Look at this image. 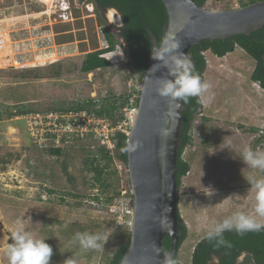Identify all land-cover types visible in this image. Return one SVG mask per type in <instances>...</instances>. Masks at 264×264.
<instances>
[{"label": "rangeland", "instance_id": "1", "mask_svg": "<svg viewBox=\"0 0 264 264\" xmlns=\"http://www.w3.org/2000/svg\"><path fill=\"white\" fill-rule=\"evenodd\" d=\"M60 1L0 0V264H7L6 243H11L8 238L18 224L47 239L53 249L50 264H63L68 257L77 264H102L117 245L114 233L122 224L118 215L130 207L129 198L119 203L116 197L117 191H125L121 164H114L117 174L103 176L106 187H99L83 163L86 154H96L89 141L64 144L59 156L52 155L32 141L27 116L10 118L14 110L43 115L90 98L101 102L129 91L139 95L121 41L119 48L103 55L110 61L107 68L88 74L77 71L87 53L107 47L105 28L118 32V12L101 11L99 20L88 0H65L69 17L62 20L56 8ZM225 1L213 0L212 10L240 8L241 0H229V9ZM203 55L202 80L211 85L214 98L201 103L192 122L191 143L182 154L190 169L178 190L186 237L177 251V264H189L214 222L236 212L254 214V193L243 178L249 170L241 161L242 151L246 146L264 150V91L250 80L254 62L239 48L222 58L209 51ZM131 125L120 127L126 136ZM94 221L108 241L92 254L74 243L73 236L93 232ZM130 223L129 217V229Z\"/></svg>", "mask_w": 264, "mask_h": 264}, {"label": "water", "instance_id": "2", "mask_svg": "<svg viewBox=\"0 0 264 264\" xmlns=\"http://www.w3.org/2000/svg\"><path fill=\"white\" fill-rule=\"evenodd\" d=\"M160 1L167 15L163 36L173 33L187 55L201 42L249 35L264 26V0L220 11L200 8L194 0ZM151 41L153 50L156 40ZM148 63L146 71L133 75L138 105L125 143L132 195L130 242L118 264H162L163 238L169 237L167 253L175 257L180 236L177 162L184 107L157 94V80L166 77V70L151 56Z\"/></svg>", "mask_w": 264, "mask_h": 264}, {"label": "trees", "instance_id": "3", "mask_svg": "<svg viewBox=\"0 0 264 264\" xmlns=\"http://www.w3.org/2000/svg\"><path fill=\"white\" fill-rule=\"evenodd\" d=\"M194 1L200 8H202L205 4V0ZM257 1L260 0H241L239 6H246ZM88 3L93 5L95 14L99 20H102L100 15L101 11L104 12L106 9H114L120 15L122 23L118 28L117 33L105 28L104 38L106 40L107 47L87 53L78 65L77 71L81 74H88L99 69L107 68L110 65V61L103 55L119 48L118 46L120 45V41L124 46L130 76L133 78L134 74L146 71L149 66L148 62L152 52V37L155 38L156 44L161 40L163 36V27L167 21L166 10L163 3L160 0H88ZM225 5L227 6L226 9L230 8L229 0L225 1ZM236 48L241 49L254 62V67L250 74V80L253 83H256L259 88L264 91V26L257 31L251 32L249 35H236L225 39L214 40L212 42H201L194 45L188 51V56L192 60L196 72L202 79V75L206 68V62L203 55L205 52L209 51L212 55L222 58L227 54L233 53ZM130 95L131 93H124L112 99L105 98L101 102H97L93 98H90L88 100L75 103L74 106L68 110L63 109L61 111H48L44 114L67 112L70 110H93V108L97 106L98 109L95 111L96 114L99 116H105L112 123L116 124L124 119L122 110L128 102ZM199 100L200 98L192 97L189 99L187 104L181 102L184 109L181 112L183 121L177 162L178 188L181 185V179L187 175L190 169L189 163L182 159V154L184 149L191 143L190 133L192 122L201 109V103ZM135 101L137 105L138 97ZM31 113L34 114V112L23 109L18 111L14 110L13 113H10L11 115H9L10 118H23ZM111 139L114 142V148L112 151L99 148L92 141H89L91 143L89 144V147H96V154H86L83 162L84 167L89 173L93 174L94 180L99 187H106L102 177L106 175L111 177L117 174L113 166L115 163L121 164V174L124 176L125 194L121 197V191L119 190L116 192V197L119 198V203H121L120 200L123 198H129V202L127 203L129 205L132 201V195L130 193L126 166L127 158L125 154V143L127 136L125 133L116 131L111 135ZM86 141H88L86 138L81 139L78 137H71V140L67 143L78 144ZM62 150L63 146L60 148L45 149V151H49V153L56 156H59L62 153ZM97 154L100 155V158ZM101 160H103V164H101ZM63 170L66 173V168H64V166ZM93 198L96 202L99 201L97 197ZM109 200H112L113 202L115 198ZM60 201L63 202V199H60ZM128 219L129 216L124 217V223L118 226L119 229L115 231L114 238L117 240L116 248L112 251L109 257L102 260V264H118L126 252L130 242V229L127 227ZM90 227L91 231L93 229V232L91 233L101 232L104 234L105 232V230L100 227V223H97V221L90 224ZM177 229L180 233L177 247L178 251L186 237V228L180 220L179 212ZM223 236L225 241H227V245L219 248L215 246L214 240L209 241L206 237L203 238L197 244L200 246V250L195 255L192 253L191 261H205L209 254H212L213 252L218 253L220 250H225L227 252L226 256L230 258H225L221 261H232L233 257L240 252L249 253L253 261H264V230H261L260 232H248L243 235L237 234L234 231L225 232ZM169 247L170 240L166 235L163 238L164 253L169 251ZM89 251L92 254L95 252V250Z\"/></svg>", "mask_w": 264, "mask_h": 264}, {"label": "clouds", "instance_id": "4", "mask_svg": "<svg viewBox=\"0 0 264 264\" xmlns=\"http://www.w3.org/2000/svg\"><path fill=\"white\" fill-rule=\"evenodd\" d=\"M187 2L191 4V0H187ZM212 2L213 0H205L204 6L209 11L212 10ZM181 48V42L171 32L166 33L154 45L151 58L166 70V77L157 80V94L162 98H168L177 106L180 102L187 104L192 97L201 98L200 103H211L214 98L209 94L211 85L201 79L192 60ZM157 64L153 67H156ZM241 161L249 170V174L243 178L249 185V191L254 193V214L236 212L222 221L214 222L206 233V239L214 240L217 248L227 245L223 236L225 232L234 231L243 235L248 232L264 230V150L246 146L242 151ZM255 172L262 175L258 177L254 174ZM9 240L11 243L7 242L5 247L7 264H50L53 249L45 242L47 239L37 238L22 224H18L13 229ZM107 241L108 237L101 232H76L73 236V242L78 243L79 247L85 251H102ZM63 264H77V260L68 257L63 261ZM162 264H177V261L172 253H166L163 254Z\"/></svg>", "mask_w": 264, "mask_h": 264}, {"label": "built area", "instance_id": "5", "mask_svg": "<svg viewBox=\"0 0 264 264\" xmlns=\"http://www.w3.org/2000/svg\"><path fill=\"white\" fill-rule=\"evenodd\" d=\"M56 8L59 17L62 20H67L69 17V4L67 1L58 2ZM137 97V95H130L122 110L124 119L118 125H114L105 116H99L94 110H70L43 115L30 114L26 117L27 124L30 126L28 134L31 136L32 141L41 149L60 148L69 142L71 137H78L92 141L99 148L112 151L114 142L111 139V135L116 131L124 133L120 127L126 123L132 124L137 111L135 101ZM121 194L123 196L125 191H122ZM122 212L125 214L119 213L118 221L123 224V218L131 215V209L127 207Z\"/></svg>", "mask_w": 264, "mask_h": 264}, {"label": "flooded vegetation", "instance_id": "6", "mask_svg": "<svg viewBox=\"0 0 264 264\" xmlns=\"http://www.w3.org/2000/svg\"><path fill=\"white\" fill-rule=\"evenodd\" d=\"M198 246L199 245H196L193 250L194 255L197 254V252L200 250V246L199 247ZM226 255L227 252L225 250H220L218 253L213 252L212 254H209L205 261H196V262L190 261L189 264H264V261H253L250 254L247 252H240L239 254L233 257L232 261H221L222 259L225 258L230 259Z\"/></svg>", "mask_w": 264, "mask_h": 264}, {"label": "bare ground", "instance_id": "7", "mask_svg": "<svg viewBox=\"0 0 264 264\" xmlns=\"http://www.w3.org/2000/svg\"><path fill=\"white\" fill-rule=\"evenodd\" d=\"M242 7H243V6H242ZM136 101H137V100H136ZM29 115H30V114H29ZM29 115H27V116H29ZM129 208H130V207H129ZM130 209H131V208H130ZM130 216H131V215H130ZM130 216H129V217H130Z\"/></svg>", "mask_w": 264, "mask_h": 264}]
</instances>
